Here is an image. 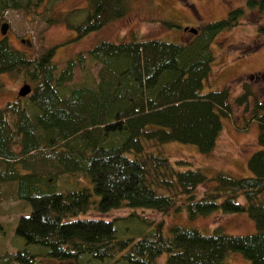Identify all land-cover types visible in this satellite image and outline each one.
Returning <instances> with one entry per match:
<instances>
[{
	"label": "trees",
	"instance_id": "16d2710c",
	"mask_svg": "<svg viewBox=\"0 0 264 264\" xmlns=\"http://www.w3.org/2000/svg\"><path fill=\"white\" fill-rule=\"evenodd\" d=\"M86 1L84 18L67 21L78 38L125 16L132 6V0ZM30 3L0 0V20L6 10ZM255 4L264 8V0H247L245 6ZM243 12L244 6L231 8L182 42L103 39L59 69L56 45L33 54L0 39V74H18L31 86L0 106V192L3 183H15L16 197L30 204L15 232L44 248H0V264H39L40 253L76 264H232L226 258L235 250L251 264H264V98L246 79L232 101L226 86L204 90L215 56L211 43L219 31L238 24ZM259 28L264 31V24ZM87 62L99 64L97 79L74 82L75 68ZM233 102L246 110L252 103L250 117L259 125L257 148L247 158L249 174L217 170L209 176L206 165L172 161L161 150L147 149L151 141H179L210 153ZM74 173L88 176L92 185L58 187L60 176ZM120 207L131 211L114 218L80 216ZM137 207L162 214L184 209L190 218L214 209L243 211L256 230L233 234L216 225L206 233L174 223L166 234L163 219L139 215ZM130 215L151 225L149 230L137 238L126 235L117 222ZM163 252L165 260L158 263Z\"/></svg>",
	"mask_w": 264,
	"mask_h": 264
},
{
	"label": "rangeland",
	"instance_id": "374dc122",
	"mask_svg": "<svg viewBox=\"0 0 264 264\" xmlns=\"http://www.w3.org/2000/svg\"><path fill=\"white\" fill-rule=\"evenodd\" d=\"M246 2L247 0H132L131 9L125 16L78 38L75 36V30L67 26V21L79 22L84 18L86 0H31L25 9L5 11L0 23L7 21L9 26L7 35L0 33V39H6L14 47L33 54L40 53L44 46L56 45L54 61L59 69L69 57L103 39L121 41L136 36L175 42L189 40L194 32L185 29L186 26H200L226 15L231 8L244 6L239 23L219 31L211 43L215 56L204 90L226 86L232 101L241 92L242 80L246 79L252 83L258 96L264 98V31L259 28L264 24V8L256 4L245 6ZM163 18L171 19L177 25L163 26L160 21ZM19 38L29 39L30 44L20 42ZM98 68L99 64L96 62H87L83 69L76 67L73 81L80 82L83 77L96 80ZM25 82L27 81L18 74L1 73L0 106L14 100ZM249 106V110H246L243 105L232 103L231 114L222 117V130L210 153L199 151L192 143L179 141L163 144L151 141L147 149L161 150L172 161L187 159L194 164L206 165L209 176L217 170H225L237 176L247 175L250 173L247 158L257 148L256 138L259 130L258 122L250 117L252 103ZM207 184H211V180L200 184L196 192H202ZM82 185L91 186L92 183L88 176L81 173L59 177V188L70 189ZM15 192V183H3L0 192V248L15 251L26 246L33 252L44 249L39 244L25 243V240L16 234L18 217L30 211V204L27 200L17 198ZM130 211L129 208L120 207L103 213L91 210L80 216L114 218L126 216ZM135 211L155 221L163 219L166 234L174 223L196 226L206 233H211L216 225L233 234H249L256 230L253 219L243 211L223 212L214 209L194 218H190L184 209H172L164 214L144 207H137ZM118 224L123 226L126 235L135 238L148 231L151 226L137 215H130L120 223L117 222ZM165 257L166 253L163 252L156 257V261L162 263ZM38 258L39 264H76L74 261L48 257L45 253H40ZM226 260L232 264H251L250 259L238 250L229 252Z\"/></svg>",
	"mask_w": 264,
	"mask_h": 264
},
{
	"label": "water",
	"instance_id": "95a60500",
	"mask_svg": "<svg viewBox=\"0 0 264 264\" xmlns=\"http://www.w3.org/2000/svg\"><path fill=\"white\" fill-rule=\"evenodd\" d=\"M8 26H9V24H8L7 21H3V22H1V24H0V32H1V34H6L7 29H8ZM185 29H189L190 31H192V32H194V33L197 32V29H196L195 27H188V26H186ZM30 90H31V86H30V84H29V83H24V84L20 87V89L18 90V94H19V95H25V94H27Z\"/></svg>",
	"mask_w": 264,
	"mask_h": 264
},
{
	"label": "flooded vegetation",
	"instance_id": "af4514ba",
	"mask_svg": "<svg viewBox=\"0 0 264 264\" xmlns=\"http://www.w3.org/2000/svg\"><path fill=\"white\" fill-rule=\"evenodd\" d=\"M4 36H6L7 35V32H6V34H3ZM19 41L20 42H27L28 44H30L29 43V39H27V38H19ZM63 264V263H62Z\"/></svg>",
	"mask_w": 264,
	"mask_h": 264
},
{
	"label": "crops",
	"instance_id": "0c3cea01",
	"mask_svg": "<svg viewBox=\"0 0 264 264\" xmlns=\"http://www.w3.org/2000/svg\"><path fill=\"white\" fill-rule=\"evenodd\" d=\"M126 39H130V38H126Z\"/></svg>",
	"mask_w": 264,
	"mask_h": 264
}]
</instances>
